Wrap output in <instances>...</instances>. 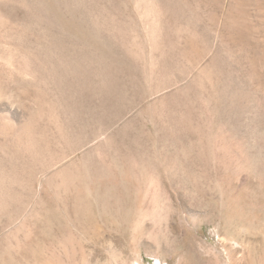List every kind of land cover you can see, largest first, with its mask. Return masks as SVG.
Instances as JSON below:
<instances>
[{
  "label": "rangeland",
  "instance_id": "rangeland-1",
  "mask_svg": "<svg viewBox=\"0 0 264 264\" xmlns=\"http://www.w3.org/2000/svg\"><path fill=\"white\" fill-rule=\"evenodd\" d=\"M53 6L55 74L20 51L29 79H2L39 112L0 130V264H264V0ZM25 34L0 20L1 54Z\"/></svg>",
  "mask_w": 264,
  "mask_h": 264
},
{
  "label": "bare ground",
  "instance_id": "bare-ground-1",
  "mask_svg": "<svg viewBox=\"0 0 264 264\" xmlns=\"http://www.w3.org/2000/svg\"><path fill=\"white\" fill-rule=\"evenodd\" d=\"M6 1H8V0H6ZM22 1H24L26 3L29 2L31 4V5L29 4L30 7H27V6L24 5L27 8L26 9L25 8L22 9L21 8L22 6L19 8V6L15 7L13 5L14 7H11V5H10V7H8V5H6L7 8L4 7L5 11H2L3 9L0 10V20L5 19L8 28H11L12 31L13 30H15V31H17V30H25V32H26L25 35H21V37L25 40V42L23 41L24 42L23 44H21L22 42L21 43L19 42L21 44V48L17 47L16 45H12V44L8 45L7 47L4 46L6 48L4 49V53L3 54H1L2 52H1V49H0V130L3 132V134L4 133L6 135L8 133L11 134L13 136V138H11V139H14V140H17V141L18 140L20 141L21 139H24V138L26 139L28 137L31 138L33 136V130H34V127H35L34 123L36 122L37 114L39 112V109L34 108L33 107L34 105H32L30 102L27 101L30 98V96H28L25 92L24 93L23 92H19L17 89H15V91L17 90L18 92L17 91H16V93L13 92L14 94H10V92H9V94H8V91L6 90V88L4 86V84H5L4 82L6 80L2 83L3 76H6L8 79H10V78H21L23 80L29 79V72L23 71L24 68H23V70L19 68L18 64L16 63L14 54L15 53H19L20 51L25 52V53L28 54V65L31 68V70H33V72L35 74L34 75L33 73H31V75L33 74L32 75L33 78L31 79L32 81H35V79H36V78H34V76L37 75L35 73V71L39 70L41 72L40 69H41L42 64H44L43 65L44 69H46L45 72H47L48 74H52V75L55 74V64H54V59H53V55H52V51H51L52 50L51 47H54L55 44L52 43V46L49 47V49H45L44 48L45 50H49V51H47L46 57L43 59V63H42V60L40 58V52L38 50L37 38L32 33V29H33L34 25L36 24V22H38L37 20L39 18H43L44 19L47 27L50 30L51 25H52V21H53V17L55 16V15H53L55 13L54 12V6H53V0H42L43 9H42V7L40 8L41 5L39 6V1L38 0H22ZM1 2L3 3V1H1ZM7 4H10V3H7ZM39 9H41L42 12H40ZM65 19H67V18H65ZM3 22H4V20H3ZM67 24H65V25H67ZM52 27H53V25H52ZM65 27H67V26L63 25V28H65ZM27 30L30 32V35H28ZM53 30H56V29H53ZM18 32H20V31H18ZM16 34H17V32H16ZM64 46H66V45H64ZM25 53H23V54H25ZM66 57H67V54H66V51L64 50L63 61H62V63H61V61L59 63V64H61L60 70L57 69L58 71H60V74H61V82L60 81L59 82L61 83V85H60L61 88L60 89H61V93H62V104H63L62 111H64V113H65V110L67 109V100H68V91L67 90H68V71H69L68 65L69 64L67 65L68 61H67ZM57 63H58V61H57ZM40 72H39V74H40ZM12 87H13V85H12ZM33 93H34V90H33ZM37 93L39 94V92H37ZM38 98H39V96H38ZM38 98H36V96H35L36 100H38ZM43 98H44V95H43ZM60 112L61 111H59V113ZM59 133H60V131H59ZM59 135H61V134H59ZM1 138H3V136ZM65 146L66 145H64V147ZM47 178H49V177H47ZM49 180H50V178H49ZM14 181H16V179H14V178L0 177V184H5L6 182H14Z\"/></svg>",
  "mask_w": 264,
  "mask_h": 264
}]
</instances>
